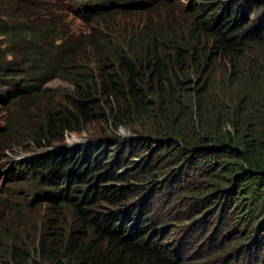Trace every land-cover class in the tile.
Masks as SVG:
<instances>
[{"label": "trees", "instance_id": "trees-1", "mask_svg": "<svg viewBox=\"0 0 264 264\" xmlns=\"http://www.w3.org/2000/svg\"><path fill=\"white\" fill-rule=\"evenodd\" d=\"M91 1L100 7L114 0ZM24 2L18 0L14 8L24 6ZM192 12L200 13L198 9ZM198 17L191 15L192 29L198 35L205 34L206 41L207 34L212 37L215 53L227 63L222 73L225 79L219 84L222 90L216 96L207 95V64H201L207 58V42L200 43L196 36L194 43L187 37L182 41L183 37L175 33L180 29L169 27L168 17H163L168 23L163 26L154 17L146 19L123 37L112 36L106 28L101 32L91 30L76 46L65 34L59 35L53 22L43 20L36 25L23 14L19 20L24 26L14 33L15 41L30 44L23 48L22 62L31 79L21 91L24 94L13 92L11 105L16 114L12 115L16 116L6 119L3 142H15L24 133L26 140L36 145L60 142L66 133L83 131L97 119L109 121L114 130L146 121L150 134L139 139L157 142L160 152L173 159L175 173L171 176L197 169L194 182L179 190L195 195L197 203L203 201V192L207 191L213 200L210 207L222 198L218 216L226 207L224 220H232V234H237L222 235L227 237L215 249L211 262L264 264V56L259 60L244 57V46L252 42L247 41L248 34L235 29L228 32L221 24L213 27L211 21ZM258 26L254 40L264 49V33H259L262 29ZM96 28L102 30V26ZM56 40L59 42L54 43ZM52 78L68 88L57 93L55 88L42 86ZM43 96L47 100L41 104L37 99ZM91 153L77 154L75 159L89 158L73 174L71 162H61V156L37 155L20 166L29 175L47 171L50 182L65 180V194L61 192L62 196L51 204L68 207L78 228H90L91 236L98 238L70 237L59 243L55 233H44L31 253L14 237L8 242L0 239V264H188L174 261L147 241L121 238L108 219L84 209L97 200L109 205L125 203L129 197L125 198L119 187L106 183L124 182L129 175L115 169L111 180L101 179L97 189L90 192L85 189L86 202L75 200V185L85 179L93 163L85 167ZM148 165L143 160L138 171ZM139 208L142 227L146 228L149 219L144 216L152 208H146V202ZM237 223L238 232L234 231ZM104 241L106 245L100 248L98 243Z\"/></svg>", "mask_w": 264, "mask_h": 264}, {"label": "rangeland", "instance_id": "rangeland-1", "mask_svg": "<svg viewBox=\"0 0 264 264\" xmlns=\"http://www.w3.org/2000/svg\"><path fill=\"white\" fill-rule=\"evenodd\" d=\"M17 1L0 0V31H2L0 33V239L8 242L14 237L16 241L23 243L30 253L36 248L38 240L44 233H55L59 243L70 237L80 240L90 237L97 239L95 234H93L94 237L91 236L90 228H81L82 230L78 228L76 219L68 207L51 204L47 198V196L52 197L51 192L59 193L53 196L55 198L62 195L60 193L65 188L64 180L59 182L55 180V188H53L48 185L49 183L47 184L45 177L47 171L29 175L20 164L25 163L30 156L35 154L56 151L55 158L63 156V153L69 154L66 162H71L73 174L78 172L77 169L89 158L84 156L76 160L77 154H82L84 150L86 152L92 144L96 145L95 148L90 149L91 158L86 165L94 161L95 168L88 170L89 172L84 174V181L75 185L77 190L73 196H77L75 200L78 203H84L87 200L84 196L85 189L87 192L92 190L96 175L105 172L104 175L108 176L112 172L109 163L113 162V155L109 156L106 162H101L104 155L103 144L110 146L109 151L116 154H118L117 147L120 144L121 154L116 155L113 162L114 167L117 165L124 167L118 171L123 172L124 176L129 175V179L110 185L119 187V191L126 196L125 198L129 197L126 200L127 203H136L135 201L140 196L153 188L152 192H149L150 197L145 201L146 208L148 205L152 208L146 215L149 217L147 230L149 234L151 233L149 240L153 239L152 244L159 245L158 249L171 252L176 240L173 244L171 241L179 235L184 253L190 255V260L195 264H213L211 261L212 257L216 256L215 249L227 237L222 235L228 232L232 234L233 230L232 220L230 219L229 223L224 220L226 207L221 211V217L216 211L222 205L218 202L222 198L216 202L217 205L210 207L213 205V200L210 199L207 191L203 192L205 200L201 199L203 201L197 203L195 195L179 190L184 185L194 182L197 169L193 167V170L181 176H171L175 173L172 165L173 159H170L167 153L160 152L157 142H143L139 139L143 135L150 134L146 121L134 123L128 128L119 127L114 130L109 121L97 119L83 131L66 133L62 141L43 143V145H36L26 140L25 133L23 136H18L15 142L12 140L3 142V126L6 119L11 117L10 115L16 114L11 105L15 96L13 92L19 93L25 90L26 84L31 79L22 62V53L25 51L23 48L30 44L15 41L16 34L14 33V30L24 26L19 20L23 14L28 15V22L36 25L43 20L53 22L59 35L65 34L76 46H79L83 36L91 30L101 32L106 28L112 36L123 37L131 27L145 22L146 19L154 17L153 20L159 21L157 24L163 26L167 22V18L163 19V17H168L171 23L169 27L176 26L173 29H180L175 33L183 37L182 41L187 37L194 43L196 36L200 43L206 44L207 42V87H209L207 95L216 96L222 90L219 84L225 79L222 73L225 72L227 65L222 59L217 58L214 39L207 34L206 41L205 34L198 35L194 32L191 15H198V20L206 18L207 22L211 21L210 23L215 27L216 23L222 22V16L226 12L224 8H228L234 2L229 5L226 4L227 0H199L197 2L196 0H114L112 3L108 2L99 7L94 5V1L89 2L90 0H25V7L14 8ZM261 4L264 5V0ZM203 5L207 7H201ZM194 9H198L200 13H193ZM230 9L232 10L231 7ZM245 18H248V15ZM223 20H225V25L233 26L231 31L235 29L243 32L251 28L246 25V21L230 22L231 16L230 18L226 16ZM97 26H102V30L96 28ZM39 38L43 41L46 39L44 36ZM58 42L56 40L54 43ZM244 49L248 51L245 56L254 60H259L264 56V49L254 39L248 42ZM83 58L86 60L85 56ZM87 58H92V56L88 55ZM40 63L44 64L45 61L40 60ZM42 86L55 88L57 93L68 88L58 78H52ZM22 94L24 93L21 92L18 96ZM37 100L43 104L47 97H39ZM8 145L10 147L5 148ZM61 147H63L62 151L56 150ZM143 160L149 165L144 171L139 172ZM138 189L141 190L140 193L135 192ZM42 194L45 196H41ZM207 197H209L208 203ZM112 207L97 200L93 205L84 209L90 211L91 215L106 219L112 212ZM14 208H18V211ZM199 218H201L200 221H198ZM239 228L238 223L234 225V231L238 232ZM123 230H119L116 235H121ZM98 244L100 248L101 246L103 248L106 242ZM220 249L221 247L217 250Z\"/></svg>", "mask_w": 264, "mask_h": 264}, {"label": "clouds", "instance_id": "clouds-1", "mask_svg": "<svg viewBox=\"0 0 264 264\" xmlns=\"http://www.w3.org/2000/svg\"><path fill=\"white\" fill-rule=\"evenodd\" d=\"M246 2H247V0H227L226 1V4H229L230 5V4L233 3V5L229 6L228 8H224V11L226 10V12H225V15H223V16L221 15L222 16V22L216 23V26H218L219 24H221V27L222 28L225 27V30H228V32H232L231 30L233 29L232 28L233 26H231V25H225V20H223L224 17L227 16V17L230 18V16H231V19L232 20H230V22H232V23H235V22L242 23V22H245L246 21V25L247 26H250L251 28L248 31H243L242 33L248 34L249 35V38H248L247 41H250V40L255 39V36L253 35V32L257 29L256 28L257 25H259L258 27H260L262 29L259 33H264V29H263L264 28V5H262V4L260 5V3L262 2V0H248V4H246ZM230 7L232 8V10L230 9ZM251 11H252V13L250 14ZM247 15H248V18H245ZM257 22H260V23H257ZM245 46H244V48H245ZM247 52L248 51L245 50L244 57L251 58V57L245 56V54ZM216 55H217V58H220V55L218 53ZM216 55H214V57H216ZM206 59L201 63L203 66H206V64H207ZM224 62L227 65L226 60H224ZM226 68H227V66H226ZM226 68H225V70H226ZM119 145H118L117 148H120ZM103 146H104V152H105L104 153L105 154L104 156H107V159L101 160L102 163L103 162H106L107 160H109L108 153L110 154V156L113 155V157H114L113 158V162L115 161V159L117 157L116 155L121 154V149H118V154H116V153H111V151H108V152L105 151V148L108 147L110 149V146H106L105 144H103ZM95 147H96V145L92 144V147H90L88 150L90 151L91 148L93 149ZM62 148L63 147L58 148L56 150L62 151ZM51 150H53V149H51ZM88 150L86 152L84 150L85 154L88 152ZM69 153L71 154V149H70ZM56 154H57L56 151H48V152H44V153H39V154H35L33 156H30L27 159V161L29 159L33 158L34 156H37V155H39V156H45V155L46 156H50V155H52L53 158H55V155ZM62 155L64 157L65 154L63 153ZM66 155L69 156V154H66ZM64 158L67 159V157H64ZM102 158H104V157H102ZM66 159H63L62 156H61L60 161L63 162ZM76 160H78V159H76ZM113 162L110 161V163H109V168H112V172L110 173L111 175L109 174L108 176H105L104 175L105 172H102V173H99L98 175H96V177H95V184H94V186H93L92 189H97V185H99V181L101 179H109V180H111L110 178L111 177H114L115 169H116V173H123V172H120L118 170L124 169V168L122 166H120V165H117V166H119V168L117 166L114 167V163ZM93 163H94V161H93ZM93 163L90 165L91 166L90 169L88 168L89 165L86 166L87 164L85 165V167L88 168V170H91V168L94 169L95 167H94ZM86 172H89V171H86ZM45 177L47 178V176H45ZM105 177H107V178H105ZM46 180L48 181L47 184L49 183L48 185H51L52 187H53V184L55 185V181L50 182L49 178H47ZM111 183H117V182L112 181V182L106 183V185L107 186L108 185L109 186H112V185H110ZM152 190H153V188H152ZM152 190H151V192H152ZM56 194L57 193L51 192V196L52 197H48L47 196V198L49 199L50 202H52V200H55L56 198L59 197V195L56 196V198L53 197ZM41 196L44 197L45 195L42 194ZM142 196H145V197L144 198H141L139 201H135L136 203H127L125 201V203H121L119 205H111V206H113L112 207V212L110 213V215H108V217H106V219H108L109 222H110V225H112V227H114L115 234L119 230L124 229L122 231L121 235H119V236H121V238L137 239V240L141 239L142 241H147L152 246H156L157 248H159V245H153L152 242H150V240H149L151 233L149 234V232L147 230L148 224H146V228H143L142 227L143 219H142V215H141V209L139 208V206H140V203L141 202L144 203L150 197L149 196V190L147 191L146 194H144ZM142 196H140V197H142ZM146 215L144 217L146 219L147 218L149 219V217L146 216ZM144 230H145V232H144ZM141 234H145L144 238L141 237ZM178 236L179 235H177L175 239L173 238V240L171 241L172 242L171 244H173V242L175 240L176 241H175L174 245H172L171 252L170 251H165L166 254L168 256H170L174 261H184V262H187L188 264H195L192 260H190V255H187L186 253H184V250H183V247H182L183 243L178 238ZM37 245H38V243H37ZM35 249H37V246H36ZM161 250H163V249H161Z\"/></svg>", "mask_w": 264, "mask_h": 264}]
</instances>
